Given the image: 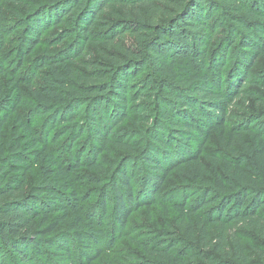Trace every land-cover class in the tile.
Returning a JSON list of instances; mask_svg holds the SVG:
<instances>
[{
    "label": "trees",
    "instance_id": "trees-1",
    "mask_svg": "<svg viewBox=\"0 0 264 264\" xmlns=\"http://www.w3.org/2000/svg\"><path fill=\"white\" fill-rule=\"evenodd\" d=\"M163 9L166 17L158 19ZM29 11L26 20L14 27L22 29L26 49H20V64L43 29L61 23L69 24V34L79 41V56L89 45L108 63L100 74L76 73L64 56L38 58L35 66L47 69L43 82L38 88L28 85L36 101V116H42L40 129L16 116L18 129L9 142L3 141V128L22 95L15 77L0 64V76L9 78L0 80L1 264L11 259L20 264H59L52 256L69 250V238L89 260L100 253L93 229L95 214L83 220L70 165L47 149L52 131L58 139L65 134L74 140L84 135L90 138L86 163L72 154L70 142L67 151L75 167L98 168V154L109 144L121 149L135 145L143 188L135 190L124 163L112 177L111 194L105 190L101 195L100 212H106L111 197L118 225L126 222L133 209L155 203L154 189L176 171L200 185L191 193L185 191L180 199L171 195L161 203L169 202L189 222L192 237L197 227L198 244L206 246L217 228L219 245L214 249L219 255L251 264L234 227L264 232V0H50L36 3ZM106 14L111 17L106 19ZM126 33L135 45H123ZM4 36L0 27V43ZM248 98L253 109L229 126L228 106ZM139 100H150L154 109L152 118L143 115H149L145 141L133 144L114 132L122 122L136 119L132 114H138ZM210 132L232 151L230 157L215 160L224 164L226 179L214 172L212 186L205 184L201 159ZM235 144L240 145V152ZM33 164L39 167L40 178L26 189ZM63 225L65 230L56 231ZM165 235L169 234L162 232L152 244L136 242L149 256L169 264H227L206 249L191 253L181 240ZM229 244L232 250L226 249Z\"/></svg>",
    "mask_w": 264,
    "mask_h": 264
},
{
    "label": "rangeland",
    "instance_id": "rangeland-1",
    "mask_svg": "<svg viewBox=\"0 0 264 264\" xmlns=\"http://www.w3.org/2000/svg\"><path fill=\"white\" fill-rule=\"evenodd\" d=\"M48 1L50 0H0V27L5 34L0 43V64L3 65V68L10 76L13 75L15 77L19 83L22 95L21 104L15 107L14 113L4 125L2 133L4 142L11 141L14 131L18 129L16 125V116L23 122L31 124L33 129H40L42 116H36L37 105L36 101L32 98L29 87L31 84L32 87L38 88L43 82L45 71H47L46 68L38 69L35 66L36 64L34 62L38 58L45 59L54 54L64 56L70 62L71 68L74 69L76 73H79V71L81 73H85V71L90 73L93 71L94 73L100 74L101 69L105 68V65L108 63L107 59L101 58L96 49L91 48L89 45L85 46L83 54L79 56L77 54L79 53L77 50L79 41L75 42L74 35L69 34L71 31L67 30L70 28L69 24L66 25L61 23L51 28L43 29L38 43L34 46L29 55L25 57L23 55L20 64L19 52L21 48L24 49V45L22 46V29L14 27L18 25L20 21L26 20L27 13L31 12L29 10H31L36 3L44 5L48 3ZM163 14H165V9L160 12L158 19L166 17ZM39 15H42V13ZM105 17L109 19L111 16L106 14ZM11 30L13 32H10ZM122 43L125 46L127 44L135 45L133 37L128 33L125 34ZM24 50L26 51V49ZM259 65L260 63L251 69V75L257 72ZM1 76L2 79L0 80L2 82L3 79L5 81L9 79L6 77L7 75L5 78L3 74ZM136 104L139 105V112L138 114H132V117H136V119L132 122H122L115 128L114 134H121L125 139H131V143L140 144L142 141H145L144 137H146L144 136L143 130L149 127V123L146 121L149 115H147L146 118L143 115L150 114L152 118L154 106H151L150 100H139ZM251 109L253 108L250 98L235 100L232 105L228 106V125L232 126V124L240 122L248 115ZM112 117L114 120L113 115ZM135 133L137 135L133 137ZM242 136L243 138L246 137L245 134H242ZM225 137L228 139L227 135ZM47 141V149L53 152L62 161H66V165H70L69 168L71 170H69V172L71 175V184L79 198V214L84 221H89L92 213L95 214L93 229L98 235V244L96 246L100 249L98 257L89 260L85 253L81 251L79 244L72 238H69L67 241L69 250H61L60 255H53V261H59V264H169L166 260L161 261L159 257L149 256L136 242L147 241L150 244L156 243L161 233L164 232L169 234L165 235L167 237L181 240V246L185 247L191 253H193L194 250L206 249L212 255L222 257L224 259L223 263L242 264L239 259L229 256H220L219 250L214 249V246L219 243V237L216 235L219 231L217 228L215 229L216 231L210 233L206 246L198 244L199 233L197 227L194 228L195 236L192 237L188 228L189 222L183 220L170 206L169 202L165 204L161 203L162 200L167 199L171 195H175L176 199L182 198V194L185 191H188V193L193 192L197 189L198 185H200L199 183H193L176 171L170 172V174L163 179L161 186L159 184V186L154 189L153 197L156 202L152 203L150 207L133 209L126 222L122 225H118L112 215L113 201L111 197H108L106 212H100L99 205H101V195L105 190H108V193L111 194L110 183L112 177L121 170L120 167H122L124 163H127L125 165L126 171L131 177V183L135 190H141L143 188L144 175L140 168L142 164L139 160L138 150L135 148V145H133L134 149H121L116 145L109 144L107 150L98 154L97 160L100 166L91 169L86 165L75 167L71 164L69 160L71 159V154L69 155L67 151L70 142H72V154H75L77 158L80 157L81 161L86 163L91 149V146L87 143V141H90L88 136L84 135L80 139L74 140L69 134H65L58 139L56 132L52 131ZM191 144L192 147H194L197 143L193 141ZM234 147L240 152L239 144H235ZM175 149L177 154L181 153V150ZM231 153L232 151L228 150L216 133L210 132L207 135L201 148V159L206 171V185L212 186L214 184V172L219 173L223 180L226 179L223 175L224 164L221 161L217 163L215 160L227 156L230 157ZM39 178V167L33 164L26 176V189L30 188L32 184H35ZM194 197H196V195ZM194 197H191L185 205H189L191 199ZM66 228V225L59 226L56 231H59V229L65 230ZM234 229L241 239L240 243L249 262L251 264H262V262H264V232L253 228H242L237 225H235ZM226 249L232 250L233 244H229V247ZM193 259L195 261L199 260L198 257ZM1 263L2 261L0 258V264ZM7 264L20 263L11 259L7 261Z\"/></svg>",
    "mask_w": 264,
    "mask_h": 264
}]
</instances>
